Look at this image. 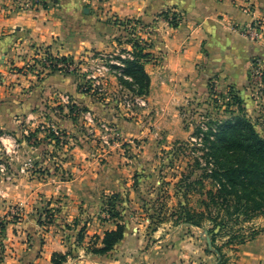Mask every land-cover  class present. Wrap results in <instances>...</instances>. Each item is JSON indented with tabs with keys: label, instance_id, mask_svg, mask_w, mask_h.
Segmentation results:
<instances>
[{
	"label": "rangeland",
	"instance_id": "374dc122",
	"mask_svg": "<svg viewBox=\"0 0 264 264\" xmlns=\"http://www.w3.org/2000/svg\"><path fill=\"white\" fill-rule=\"evenodd\" d=\"M160 15L164 18L131 22L106 17L101 47L61 54L30 42L15 54L0 51V191H6L0 192V207H7L0 227L22 219L23 184H72L78 192L72 203L65 202L64 190L52 196L36 193L40 227L54 222L58 208L68 202L96 207L84 221L77 217L67 224L78 237L94 214L101 221L120 218L139 237L128 244L132 252L115 255V264H156L166 257V264H264V207L232 218L222 229L216 226L215 241L210 218L201 226L183 218L184 205L207 211L208 191L217 187L204 174L214 167L210 131L241 117L264 136V32L253 40L245 30L264 20L242 27L259 50L242 75V69L236 72L238 82H230L223 78L225 67L207 70L205 62L197 64L194 75L171 78L160 28L162 20L177 26L179 18L168 11ZM134 38L150 44L145 66L152 82L145 95L120 85L119 71L111 67L121 63L116 55L129 56L123 49L131 50ZM62 56L74 58L70 70L56 60ZM90 86V92L84 91ZM211 209L216 213L217 206ZM95 241L93 236L88 246Z\"/></svg>",
	"mask_w": 264,
	"mask_h": 264
},
{
	"label": "crops",
	"instance_id": "0c3cea01",
	"mask_svg": "<svg viewBox=\"0 0 264 264\" xmlns=\"http://www.w3.org/2000/svg\"><path fill=\"white\" fill-rule=\"evenodd\" d=\"M45 1L46 7L33 5L31 0H0V51L15 54L21 45L30 42L50 45L61 54L74 53L83 47H101L107 32L106 17L150 21L155 17L164 18L160 14L168 11L179 18L177 26L161 21L169 76L194 75L197 64L205 62L207 70L225 67L223 78L238 82L236 72L238 76L242 69V75L254 52L259 50V44L246 38L241 29L253 21L264 20V0H103L100 8L95 0ZM16 44L18 48L12 46ZM74 187L72 184H23V217L18 222H6L0 264H55V252H69L60 264H115V255L132 252L128 244L139 236L130 229H126L124 238L109 253L88 250L91 238L103 237L107 229L116 227L114 221H101L94 214L82 239L75 233L76 229L67 226L73 225L77 217L84 221L89 213H96V207H77L76 203L68 202L67 207L58 208L54 222L45 230L40 227L37 217L40 207H34L36 193L43 190L52 196L64 190L65 202L72 203L71 198H78ZM2 190L6 192L5 188ZM15 196L9 198L20 199ZM4 208L7 209L0 207V214L6 212ZM174 252L179 254L180 249ZM164 260L169 262L166 257L156 264H166ZM148 264H154L153 260Z\"/></svg>",
	"mask_w": 264,
	"mask_h": 264
},
{
	"label": "trees",
	"instance_id": "16d2710c",
	"mask_svg": "<svg viewBox=\"0 0 264 264\" xmlns=\"http://www.w3.org/2000/svg\"><path fill=\"white\" fill-rule=\"evenodd\" d=\"M42 5L47 6L45 0ZM131 21L128 19V22ZM146 45L150 44L140 39H132V49H123L129 52V56L116 55L115 58H118L121 63L111 64L112 68L119 71L116 74L119 84L127 88L133 95H145L150 90L151 77L145 65L149 61L151 53L147 51ZM56 60L65 62L67 70H70L69 65L74 62V58L68 56L56 57ZM51 68L57 69L58 65L52 64ZM76 70L74 69V71ZM90 90L91 86L84 89L88 92ZM210 135H213L214 139L207 136V140L210 142L208 154L214 167L210 173L205 172L204 174L214 178L217 187L208 191L207 211L199 212L184 205L183 218L184 221L197 226L203 225V219L210 218L214 223L210 232L212 240L215 241L216 226H220L222 229L229 224L232 218L239 219L241 215H254L264 207V136L248 120L241 117L220 123L216 131H210ZM215 205L217 206L216 213L211 209ZM48 214L49 219L52 220V213L48 212ZM111 215L113 218H117L113 211ZM115 223L116 227L107 229L103 237L96 236V241L93 242L94 246H88L89 251L106 254L124 238L127 223L122 222L120 218L115 219ZM4 229L5 225L2 224L0 238ZM81 232H84V228ZM82 237L80 233L79 238ZM1 244L0 239V248ZM68 254L69 252L66 254L55 252L53 262L60 264L67 259ZM219 257L222 263V255Z\"/></svg>",
	"mask_w": 264,
	"mask_h": 264
},
{
	"label": "built area",
	"instance_id": "2783aa9c",
	"mask_svg": "<svg viewBox=\"0 0 264 264\" xmlns=\"http://www.w3.org/2000/svg\"><path fill=\"white\" fill-rule=\"evenodd\" d=\"M103 0H98L99 3H101ZM33 5H42L43 0H31ZM246 32L249 34L251 39L255 40L256 38H259L260 32H264V22L259 21L253 24V26L245 29ZM20 211V208H17V210H13L12 212L15 213Z\"/></svg>",
	"mask_w": 264,
	"mask_h": 264
},
{
	"label": "water",
	"instance_id": "95a60500",
	"mask_svg": "<svg viewBox=\"0 0 264 264\" xmlns=\"http://www.w3.org/2000/svg\"><path fill=\"white\" fill-rule=\"evenodd\" d=\"M208 241L210 242V241H211V239H210V238H208Z\"/></svg>",
	"mask_w": 264,
	"mask_h": 264
}]
</instances>
